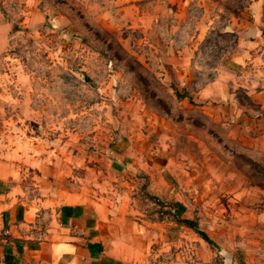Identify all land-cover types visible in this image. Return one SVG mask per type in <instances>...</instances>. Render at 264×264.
<instances>
[{"label": "rangeland", "instance_id": "obj_1", "mask_svg": "<svg viewBox=\"0 0 264 264\" xmlns=\"http://www.w3.org/2000/svg\"><path fill=\"white\" fill-rule=\"evenodd\" d=\"M201 9L200 0H0L10 24L0 50V148L22 164V182L35 177L22 161L30 149L55 161L78 198L147 221L140 264H264V139L164 74L173 58L151 40L171 20L184 36L197 34ZM218 13L205 15L211 27L192 46L209 80L225 49ZM144 137L165 149L159 164L135 152Z\"/></svg>", "mask_w": 264, "mask_h": 264}, {"label": "crops", "instance_id": "obj_2", "mask_svg": "<svg viewBox=\"0 0 264 264\" xmlns=\"http://www.w3.org/2000/svg\"><path fill=\"white\" fill-rule=\"evenodd\" d=\"M200 1L202 9L199 21H195L200 25L197 34L190 31L184 36L179 28L181 22L171 20L169 27L164 23L159 38L151 39L163 44V57L173 58L169 61L170 71L165 70L164 74L186 89L189 86V95L196 102L221 106L228 117L253 123L255 136L260 133L264 139V0ZM214 10L219 12V32L225 49L216 66L215 79L209 80L198 73L192 46L201 39L204 28L211 27L212 19L205 15L214 14ZM154 19L153 15L144 19L150 36L156 27ZM9 30L10 24L0 10V50ZM161 134L157 133V141ZM144 138L135 152L159 164L165 149ZM8 150L0 148V264L143 262L153 233L147 221L135 220L124 209L101 201L78 198L65 184L63 170L55 161L48 156L34 157L30 149L22 161L26 168L31 167L35 177L28 184L22 182L17 170L22 164L16 162V157L6 158ZM134 163L124 159L122 170L131 169Z\"/></svg>", "mask_w": 264, "mask_h": 264}, {"label": "trees", "instance_id": "obj_3", "mask_svg": "<svg viewBox=\"0 0 264 264\" xmlns=\"http://www.w3.org/2000/svg\"><path fill=\"white\" fill-rule=\"evenodd\" d=\"M180 221H181L184 225H186L187 227L192 228L195 232H197V233L200 235V237H201L202 239H204L205 241L208 242V239H207L206 235L204 234V232L198 230L196 224H195L193 221H191V220H189V219H182V220H180Z\"/></svg>", "mask_w": 264, "mask_h": 264}, {"label": "built area", "instance_id": "obj_4", "mask_svg": "<svg viewBox=\"0 0 264 264\" xmlns=\"http://www.w3.org/2000/svg\"><path fill=\"white\" fill-rule=\"evenodd\" d=\"M217 24H218V27H219V29L221 28V24H220V21H219V19H217ZM219 34H221L220 32H219ZM210 40L211 41H207L208 43H210V42H212V41H217L218 40V36H216V37H212V38H210Z\"/></svg>", "mask_w": 264, "mask_h": 264}]
</instances>
